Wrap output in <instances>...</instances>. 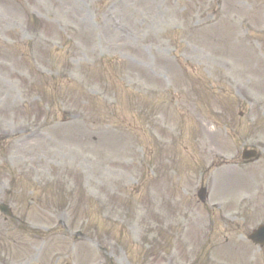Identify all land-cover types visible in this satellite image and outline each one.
<instances>
[{
	"label": "rangeland",
	"instance_id": "374dc122",
	"mask_svg": "<svg viewBox=\"0 0 264 264\" xmlns=\"http://www.w3.org/2000/svg\"><path fill=\"white\" fill-rule=\"evenodd\" d=\"M1 201L0 264H264V0H0Z\"/></svg>",
	"mask_w": 264,
	"mask_h": 264
},
{
	"label": "water",
	"instance_id": "95a60500",
	"mask_svg": "<svg viewBox=\"0 0 264 264\" xmlns=\"http://www.w3.org/2000/svg\"><path fill=\"white\" fill-rule=\"evenodd\" d=\"M264 230V229H263ZM264 234V231H262L261 232V235H263ZM258 242H260L262 245L264 244V238H259V237H257V238H255Z\"/></svg>",
	"mask_w": 264,
	"mask_h": 264
}]
</instances>
